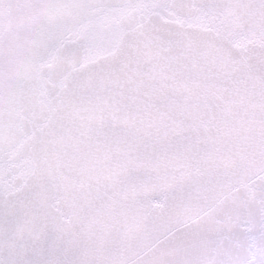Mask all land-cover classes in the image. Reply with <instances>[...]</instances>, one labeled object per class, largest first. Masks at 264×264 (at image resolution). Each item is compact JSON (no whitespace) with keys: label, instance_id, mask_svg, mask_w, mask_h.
Wrapping results in <instances>:
<instances>
[{"label":"snow or ice","instance_id":"snow-or-ice-1","mask_svg":"<svg viewBox=\"0 0 264 264\" xmlns=\"http://www.w3.org/2000/svg\"><path fill=\"white\" fill-rule=\"evenodd\" d=\"M0 264H264V0H0Z\"/></svg>","mask_w":264,"mask_h":264}]
</instances>
